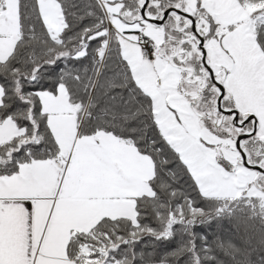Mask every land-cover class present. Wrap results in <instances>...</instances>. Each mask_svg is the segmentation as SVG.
Segmentation results:
<instances>
[{
    "label": "trees",
    "instance_id": "obj_1",
    "mask_svg": "<svg viewBox=\"0 0 264 264\" xmlns=\"http://www.w3.org/2000/svg\"><path fill=\"white\" fill-rule=\"evenodd\" d=\"M56 1L66 23L59 41L51 37L38 0H19V39L12 54L0 60V123L12 119L24 133L0 144V176L16 174L22 164L60 158L39 92L56 93L64 85L78 116L80 135L112 133L155 164L150 180L154 194L137 198V222L105 217L88 232H74L68 246L73 264H85L80 255L83 248L93 251L92 256L107 248L103 264H264V199L203 195L180 153L161 131L151 96L138 85L122 55L120 35L113 29L108 37V15L102 2ZM4 6L5 0H0V8ZM172 7L189 13L187 0H149L146 12L161 19ZM140 9L141 0H124L120 18L139 22ZM193 16L205 41L234 27L220 24L201 7ZM252 19H256L255 35L264 50V7ZM162 28L160 54L182 70L179 89L190 99L203 126L224 138L250 135L253 119L240 127L234 115L219 110L221 90L202 60L191 19L171 13ZM106 43L109 46L102 58L97 52ZM222 108L237 109L228 92ZM240 115L243 121L248 118ZM241 145L248 162L259 165L264 145L256 134L243 139ZM218 160L229 171L237 166L219 150Z\"/></svg>",
    "mask_w": 264,
    "mask_h": 264
},
{
    "label": "crops",
    "instance_id": "obj_2",
    "mask_svg": "<svg viewBox=\"0 0 264 264\" xmlns=\"http://www.w3.org/2000/svg\"><path fill=\"white\" fill-rule=\"evenodd\" d=\"M100 1L120 35L122 55L134 78L153 100L161 131L180 153L202 194L264 198L258 172L241 165V154L230 149L236 139L204 127L190 99L180 91L182 70L159 54L164 30L162 24L143 18L144 0L136 14L141 21L130 23L120 18L124 0ZM38 4L51 37L59 41L66 26L60 3L38 0ZM259 4L187 0V10L193 15L201 7L220 24L234 25L205 41L207 63L240 114L256 117V136L264 145V50L252 19ZM19 35V0H5L0 8V60L12 54ZM140 36L155 42L153 61L142 59ZM2 96L3 90L0 105ZM39 97L61 155L58 160L22 164L16 174L0 176V264H73L68 246L74 232H88L105 217L137 222V198L154 194L150 180L155 164L150 156L112 133L80 135L66 86L60 85L56 93L41 91ZM23 133L6 119L0 123V144ZM220 145L227 147L224 158L237 165L234 171L219 162Z\"/></svg>",
    "mask_w": 264,
    "mask_h": 264
},
{
    "label": "water",
    "instance_id": "obj_3",
    "mask_svg": "<svg viewBox=\"0 0 264 264\" xmlns=\"http://www.w3.org/2000/svg\"><path fill=\"white\" fill-rule=\"evenodd\" d=\"M148 3H149V0H144L141 12H142L143 18L146 19L149 22L163 24L165 22V20L167 19V17L171 13L184 14V15H186L187 17H189L191 19V26H192L193 30L195 31V33L197 34V36L199 37V39H200L199 44H200V48H201V50L203 52L202 60H203V62L205 64V66L208 68L212 79L219 86V88L221 90L220 99H219V102H218L219 110L223 111L224 113L234 115L236 124L238 126H240V127H243L250 120H252V119L254 120V130H253V132L250 135H241L236 140V148L238 149L239 153L243 157V164L245 166L249 167V168H252V169H254L256 171H261V172L264 173V168H262L259 165L250 164L248 162L247 155L243 151L242 146H241V143H242L243 139H245L246 137L253 136V135L256 134V130H257L256 117L248 116V118L245 121H243L242 118H241L239 110H237V109H235V110H224L222 108V102H223V100L225 98L226 89L224 88V86L218 80L215 79L214 71L212 70V68L207 63L206 48H205V33L202 30H200L197 20L194 18L193 15H191V14H189L187 12H184L182 9L176 8V7H172V8H169L168 10H166L161 19H156V18L147 16L146 9H147Z\"/></svg>",
    "mask_w": 264,
    "mask_h": 264
},
{
    "label": "rangeland",
    "instance_id": "obj_4",
    "mask_svg": "<svg viewBox=\"0 0 264 264\" xmlns=\"http://www.w3.org/2000/svg\"><path fill=\"white\" fill-rule=\"evenodd\" d=\"M252 3V2H251ZM264 7V2H262L261 4L258 5V9ZM257 10V9H256ZM108 17V16H107ZM256 22V19H254ZM254 22V24H255ZM158 51L159 54L162 53V49L160 46H158ZM166 53V51H163V53ZM161 55V54H160ZM162 56V55H161ZM2 86L0 85V93H2ZM236 140L234 141L233 144L230 145V149L233 150L234 152L237 153L238 149L236 148ZM242 146V145H241ZM226 146H219L218 150L220 152V154H222L223 157H225L223 155L224 149H226ZM239 152V151H238ZM234 153V154H236ZM241 158V157H240ZM231 161V160H230ZM251 161V160H250ZM241 165L243 164L242 158L240 160ZM244 165V164H243ZM259 165L264 166V158H261V161L259 163ZM245 166V165H244ZM261 166V167H262ZM260 177V174H258V178ZM258 185H260V187L264 190V177H260V179L258 180ZM264 199V198H263ZM93 251H91L88 248H83L80 251V255L83 257L85 264H103L104 262H106L107 257H108V251L107 248H102L101 250H99L97 252V255L92 256ZM94 254H96V252H94Z\"/></svg>",
    "mask_w": 264,
    "mask_h": 264
},
{
    "label": "built area",
    "instance_id": "obj_5",
    "mask_svg": "<svg viewBox=\"0 0 264 264\" xmlns=\"http://www.w3.org/2000/svg\"><path fill=\"white\" fill-rule=\"evenodd\" d=\"M107 21H108V37L110 38L111 30H113V24L110 21L109 17H107ZM138 44L141 50L142 59L147 60V61H153L156 58L157 46L152 39L144 37V36H140L138 39ZM105 46L106 47L104 49H100L97 52V54L102 58H104L106 55V51L108 49L109 43H106Z\"/></svg>",
    "mask_w": 264,
    "mask_h": 264
}]
</instances>
